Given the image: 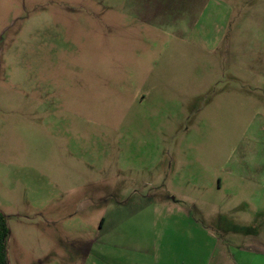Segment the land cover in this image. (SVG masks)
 Segmentation results:
<instances>
[{"label": "rangeland", "instance_id": "374dc122", "mask_svg": "<svg viewBox=\"0 0 264 264\" xmlns=\"http://www.w3.org/2000/svg\"><path fill=\"white\" fill-rule=\"evenodd\" d=\"M0 211L6 264H234L264 230V0H0Z\"/></svg>", "mask_w": 264, "mask_h": 264}, {"label": "crops", "instance_id": "0c3cea01", "mask_svg": "<svg viewBox=\"0 0 264 264\" xmlns=\"http://www.w3.org/2000/svg\"><path fill=\"white\" fill-rule=\"evenodd\" d=\"M231 257L234 264H264V230L253 231L248 245L234 247Z\"/></svg>", "mask_w": 264, "mask_h": 264}, {"label": "trees", "instance_id": "16d2710c", "mask_svg": "<svg viewBox=\"0 0 264 264\" xmlns=\"http://www.w3.org/2000/svg\"><path fill=\"white\" fill-rule=\"evenodd\" d=\"M9 234L5 215L0 211V264H6V242Z\"/></svg>", "mask_w": 264, "mask_h": 264}]
</instances>
